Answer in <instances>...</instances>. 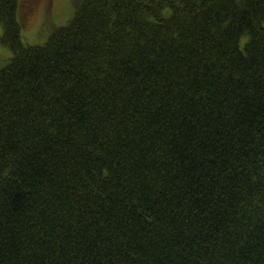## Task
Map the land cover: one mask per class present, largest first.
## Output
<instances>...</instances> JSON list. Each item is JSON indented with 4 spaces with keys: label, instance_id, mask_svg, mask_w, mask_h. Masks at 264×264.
<instances>
[{
    "label": "trees",
    "instance_id": "obj_1",
    "mask_svg": "<svg viewBox=\"0 0 264 264\" xmlns=\"http://www.w3.org/2000/svg\"><path fill=\"white\" fill-rule=\"evenodd\" d=\"M48 2L0 0V264H264V0Z\"/></svg>",
    "mask_w": 264,
    "mask_h": 264
},
{
    "label": "rangeland",
    "instance_id": "obj_2",
    "mask_svg": "<svg viewBox=\"0 0 264 264\" xmlns=\"http://www.w3.org/2000/svg\"><path fill=\"white\" fill-rule=\"evenodd\" d=\"M47 7L44 8L43 14L38 20L44 18L43 21L47 23L61 24L64 23L69 17L72 15V5L71 0H48ZM41 25V24H40ZM35 27L30 30L29 37H27V33L23 35L24 41L27 44H41L46 40V37L43 40H40V37L44 36L43 32L46 31L47 28L40 31L41 27ZM3 32V27L0 26V68L3 67L10 59L11 52L10 50L2 43L1 35Z\"/></svg>",
    "mask_w": 264,
    "mask_h": 264
}]
</instances>
